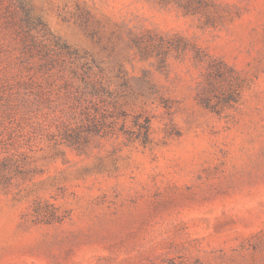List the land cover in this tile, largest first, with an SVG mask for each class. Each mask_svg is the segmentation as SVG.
<instances>
[{"label":"rangeland","instance_id":"rangeland-1","mask_svg":"<svg viewBox=\"0 0 264 264\" xmlns=\"http://www.w3.org/2000/svg\"><path fill=\"white\" fill-rule=\"evenodd\" d=\"M24 2L55 57L21 80L0 0V264H264V0Z\"/></svg>","mask_w":264,"mask_h":264},{"label":"trees","instance_id":"trees-1","mask_svg":"<svg viewBox=\"0 0 264 264\" xmlns=\"http://www.w3.org/2000/svg\"><path fill=\"white\" fill-rule=\"evenodd\" d=\"M10 3H14V9L9 11V15L3 19L2 24L6 29L8 35L14 37V43L19 46V53H14V48L5 52L7 56L13 59V64L16 67L15 72L21 77V80L25 79L27 84H31L34 81L35 73L31 71L28 62V53L32 49L39 52V63L44 67L52 66L54 62L55 52L53 54L52 44L50 41H44L42 33L38 34L40 30L36 27L38 24L42 26L41 30L48 31L45 24L39 18H33L30 14L29 8L26 6L24 0H9ZM16 6V7H15ZM35 28V32H31V29ZM9 46V45H7ZM1 55V50H0ZM0 66V71H2ZM41 68V67H40ZM2 78L0 77V81Z\"/></svg>","mask_w":264,"mask_h":264}]
</instances>
